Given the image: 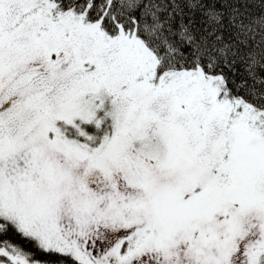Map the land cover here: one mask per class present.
I'll return each instance as SVG.
<instances>
[{
  "label": "snow or ice",
  "instance_id": "obj_1",
  "mask_svg": "<svg viewBox=\"0 0 264 264\" xmlns=\"http://www.w3.org/2000/svg\"><path fill=\"white\" fill-rule=\"evenodd\" d=\"M0 264H264V0H0Z\"/></svg>",
  "mask_w": 264,
  "mask_h": 264
}]
</instances>
